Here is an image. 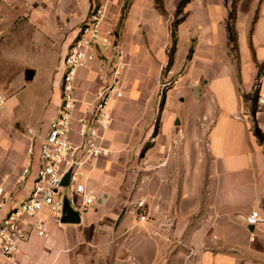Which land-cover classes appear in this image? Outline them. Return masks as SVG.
I'll list each match as a JSON object with an SVG mask.
<instances>
[{"label": "crops", "instance_id": "0c3cea01", "mask_svg": "<svg viewBox=\"0 0 264 264\" xmlns=\"http://www.w3.org/2000/svg\"><path fill=\"white\" fill-rule=\"evenodd\" d=\"M177 1L161 12L155 0H0V219L33 185L35 167L20 179L27 148L36 157L59 111L63 58L92 5L106 6L124 61L103 133L111 153L77 178L92 202L63 187L65 221L45 211V235L32 231L0 264H264V222L246 221L264 217V0L238 1L235 52L229 4L190 0L167 67ZM98 68L77 71L75 118Z\"/></svg>", "mask_w": 264, "mask_h": 264}, {"label": "built area", "instance_id": "2783aa9c", "mask_svg": "<svg viewBox=\"0 0 264 264\" xmlns=\"http://www.w3.org/2000/svg\"><path fill=\"white\" fill-rule=\"evenodd\" d=\"M105 15L104 4L91 6L63 58L60 108L49 122L48 132L40 139L36 157L35 144L31 142L27 148L29 160L20 179L31 174L35 167L33 185L27 197L0 219V259L14 260L19 244L27 241L32 231L37 237L45 235V211L59 223L63 208L60 182L66 173H70L68 188L82 195L84 204L92 202L91 197L84 196V186L77 182V178L88 163L111 153L104 145L103 135L112 123L108 103L124 95L121 79L123 50L115 44L114 30L105 26ZM94 60L99 62L100 84L94 100L87 103L82 114L75 118L77 71ZM169 84L167 82L163 87ZM2 101L0 94V103ZM258 101L262 103L264 96L261 95ZM68 201L73 202L71 197ZM5 204L6 196L0 182V212ZM138 217L146 219L143 214ZM246 221L249 225H259L264 222V217L254 210Z\"/></svg>", "mask_w": 264, "mask_h": 264}, {"label": "trees", "instance_id": "16d2710c", "mask_svg": "<svg viewBox=\"0 0 264 264\" xmlns=\"http://www.w3.org/2000/svg\"><path fill=\"white\" fill-rule=\"evenodd\" d=\"M190 0H178L175 8V16L173 21L170 23V37H171V49L168 54V62L167 67L171 66L173 61V56L175 52L176 46V30L178 24L185 18L184 7ZM239 0H225L228 3V14L226 19V32H227V39L230 45V50L235 52L237 50V32L235 29V21H236V12H237V3ZM156 7L161 12H164V3L163 0H155ZM190 55V54H189ZM260 69V68H259ZM164 100V94L161 97L162 105Z\"/></svg>", "mask_w": 264, "mask_h": 264}, {"label": "water", "instance_id": "95a60500", "mask_svg": "<svg viewBox=\"0 0 264 264\" xmlns=\"http://www.w3.org/2000/svg\"><path fill=\"white\" fill-rule=\"evenodd\" d=\"M69 177H70V173H66V174L62 177L61 182H60V185H61L62 187H68V186H69ZM63 221H65V220L60 219V222H63Z\"/></svg>", "mask_w": 264, "mask_h": 264}, {"label": "rangeland", "instance_id": "374dc122", "mask_svg": "<svg viewBox=\"0 0 264 264\" xmlns=\"http://www.w3.org/2000/svg\"><path fill=\"white\" fill-rule=\"evenodd\" d=\"M176 4H177V3H176ZM105 7H106V6H105ZM174 13H175V11H174ZM174 13H173V15H172L171 22H172L173 19H174V16H175ZM171 22H170V23H171ZM171 45H172V44H170V47H169V49H168V53H167V54H169V51H170V49H171ZM41 81H44V82H45V78H44V80H43V79L40 80V78L37 79V82H38V83L41 82ZM204 145H205V144H204Z\"/></svg>", "mask_w": 264, "mask_h": 264}]
</instances>
